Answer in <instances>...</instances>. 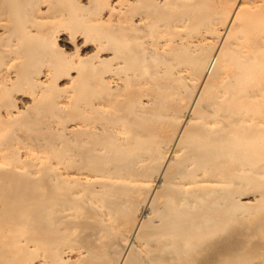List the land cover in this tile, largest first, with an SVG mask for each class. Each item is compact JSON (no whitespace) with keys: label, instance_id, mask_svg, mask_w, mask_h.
Wrapping results in <instances>:
<instances>
[{"label":"bare ground","instance_id":"obj_1","mask_svg":"<svg viewBox=\"0 0 264 264\" xmlns=\"http://www.w3.org/2000/svg\"><path fill=\"white\" fill-rule=\"evenodd\" d=\"M0 264H264V0H0Z\"/></svg>","mask_w":264,"mask_h":264}]
</instances>
